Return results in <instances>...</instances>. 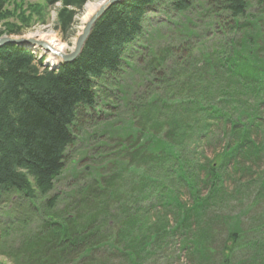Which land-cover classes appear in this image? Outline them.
<instances>
[{
  "label": "trees",
  "instance_id": "obj_1",
  "mask_svg": "<svg viewBox=\"0 0 264 264\" xmlns=\"http://www.w3.org/2000/svg\"><path fill=\"white\" fill-rule=\"evenodd\" d=\"M255 1L263 10L264 0ZM161 2L176 13L191 6L188 0L114 5L96 22L79 57L55 70L42 67L27 48H0V204L11 196L44 201L53 191L73 143L78 108L93 105L95 81L119 71L121 57L141 36L145 12ZM221 8L233 31L240 29L247 15L243 0H223ZM261 13L250 25L253 30L242 34L238 49L232 42L229 54H199L192 67L180 70L173 85L181 97L170 103L160 98L142 132L133 134V144L122 146L106 167L96 169L94 188H80L68 197H83L78 212L55 213L57 198L44 201L51 219L41 220L23 258L12 260L15 264H145L175 235L183 237L182 250L205 258L209 227L205 223L198 229L200 219L225 195L224 177L217 169L244 156L249 146L253 157L261 152L251 139L264 129L259 118L264 103ZM249 94L259 106L247 111ZM215 121L229 124L235 141L218 161L199 166L198 149ZM199 171H207L206 196H200L205 182ZM231 220L234 242L241 222ZM252 263L264 264V259ZM222 264H229L227 257Z\"/></svg>",
  "mask_w": 264,
  "mask_h": 264
},
{
  "label": "rangeland",
  "instance_id": "obj_2",
  "mask_svg": "<svg viewBox=\"0 0 264 264\" xmlns=\"http://www.w3.org/2000/svg\"><path fill=\"white\" fill-rule=\"evenodd\" d=\"M95 1L98 0H0V38L28 39L27 35L45 29L70 45L81 34L78 27L85 5ZM188 3L190 9L182 13L173 12L163 2L149 7L142 20L141 36L121 57L119 71L95 81L93 105L78 108L72 127L73 143L66 150L62 173L53 191L44 199L57 198L55 213L69 209L71 215L78 212L83 197L77 196L78 193L76 200L68 197L80 188H94L96 169L106 167L105 163L115 158L122 146L133 144L137 139L133 134L142 132L160 98H167L170 103L181 97L176 91L178 86L173 84L178 81L182 68L192 67V61L198 59L199 54L216 57L229 54L232 42L238 49L242 34L251 32L254 18L264 12L255 0H243L247 15L240 20V29L233 31L232 22L225 19L222 12L223 0L208 3L188 0ZM261 26L260 37L264 41V23ZM15 47L31 50L42 67L49 70L70 64L55 60L56 64L51 65L46 62L50 55L41 49ZM261 51L264 53V46ZM261 90L264 98V88ZM247 104V111L254 110L259 100L254 102L249 94ZM260 111L259 118L264 120V103ZM235 116L232 110V118ZM204 139L197 152L199 166L218 161L217 157L228 152L235 141L225 121L212 123ZM251 139L261 149L258 158L249 155V146L245 153L248 158L236 156L217 169L224 177L225 195L218 196L200 219L198 229L205 223L209 227L205 258L182 250L183 237L175 235L166 249L164 247L145 264H222L226 257L229 264H253L252 260L264 259V247H261L264 243V129ZM206 174L207 171L198 172L199 180L205 182L200 184V196H206L210 189ZM259 192L262 195H258ZM44 201L37 198L26 202L11 196L0 204V264H15L12 260L23 258L26 243L41 220L51 219ZM234 218L241 222L243 234L234 237L232 242L231 219ZM110 264L125 263L111 260Z\"/></svg>",
  "mask_w": 264,
  "mask_h": 264
},
{
  "label": "water",
  "instance_id": "obj_3",
  "mask_svg": "<svg viewBox=\"0 0 264 264\" xmlns=\"http://www.w3.org/2000/svg\"><path fill=\"white\" fill-rule=\"evenodd\" d=\"M128 0H105L101 7L96 11V13L89 19L85 24L80 36L77 37L75 42V48L72 53L65 54L62 51L53 49L50 45L42 40L24 39V38H11V37H1L0 38V48L6 45L15 46H33L41 49L43 52L50 55L53 60H57L59 63H72L80 55L82 48L90 35L92 27L94 24L104 15V13L112 6L121 4Z\"/></svg>",
  "mask_w": 264,
  "mask_h": 264
},
{
  "label": "bare ground",
  "instance_id": "obj_4",
  "mask_svg": "<svg viewBox=\"0 0 264 264\" xmlns=\"http://www.w3.org/2000/svg\"><path fill=\"white\" fill-rule=\"evenodd\" d=\"M104 1L105 0H98L95 2L87 3L85 5L84 12H83V14L79 20L80 24L78 27V31H79L78 34L81 33L86 22L89 20V18L91 16H93L94 13H96V11L101 7V5L103 4ZM26 38H28V39H33V38L36 39L37 38L38 40H43L48 45H50L53 49L58 50V51L60 50L63 52H68V53L73 52V50L75 48V42H76V39H73L71 41L70 45H67L64 42H61L58 39V37L55 36L54 34L50 33L49 31H45V29H40L35 34L27 35ZM46 62L51 64V65L56 64V61L53 60L52 58H50V56L47 57ZM82 107H85V106H82Z\"/></svg>",
  "mask_w": 264,
  "mask_h": 264
}]
</instances>
